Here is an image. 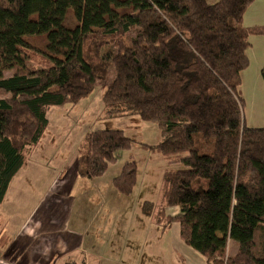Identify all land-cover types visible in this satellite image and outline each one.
Returning <instances> with one entry per match:
<instances>
[{
    "label": "trees",
    "instance_id": "obj_1",
    "mask_svg": "<svg viewBox=\"0 0 264 264\" xmlns=\"http://www.w3.org/2000/svg\"><path fill=\"white\" fill-rule=\"evenodd\" d=\"M253 2L0 0V206L49 109L87 99L113 67L103 118L155 125L160 143L140 148L182 166L163 173L159 206L144 202L142 214L161 234L177 224L205 264H264V128L245 126L240 97L249 38L264 37V27L243 26ZM114 44L104 61L102 49ZM133 146L122 131L88 132L77 176H104ZM136 181L130 160L112 184L129 196ZM229 242L238 245L234 257Z\"/></svg>",
    "mask_w": 264,
    "mask_h": 264
},
{
    "label": "rangeland",
    "instance_id": "obj_2",
    "mask_svg": "<svg viewBox=\"0 0 264 264\" xmlns=\"http://www.w3.org/2000/svg\"><path fill=\"white\" fill-rule=\"evenodd\" d=\"M134 33L135 31H132L122 41L129 45ZM251 42L253 53L258 54L259 45H256V41ZM116 51L117 44L106 46L101 51V58L110 61ZM249 58L248 68L241 73L243 120L248 128H264V84L261 69L254 56ZM10 75L7 73L5 76ZM114 75V69L111 67L107 78L99 82L92 94L77 105L49 110V126L39 146H36L32 157L25 162L22 171L11 182L4 203L0 206V251L4 250V256L13 259V254L18 251L19 239L16 242L12 240L17 236L20 226L38 223L50 231L65 227L64 231L61 230L62 238H69L73 231L84 234L85 237L97 231L108 240L109 248L104 254L107 253L108 257L115 256L119 250H114V244L120 245L123 259L129 264H180L176 252L180 255L183 253L173 245L167 246L163 243L160 227L142 214L144 202L153 203L154 211L160 204L161 177L165 162L161 156L143 150L139 145L159 142V130L155 125L145 123L138 117H96L103 110L102 98L113 82ZM93 113L96 116L92 115ZM107 130L125 132L134 142L129 152H121V161L117 166L119 167L122 161L131 159L136 163L137 183L133 193L130 196H122L107 183L106 192L109 186L115 193L114 197L106 194L105 188L97 182L83 179L80 184H71L65 188L70 191L63 193L62 197L67 202H62L57 194H53L54 189L51 190L57 176L51 169L64 172L63 177L69 175L71 172L70 166L69 170L66 169L67 160L76 152L82 133ZM61 146L64 147L63 150L59 149ZM48 164H51L50 167ZM173 167L170 170L182 168L179 165ZM108 175L110 178L114 173L109 172ZM99 190L104 198L99 195ZM74 220L78 225L74 226ZM91 247L95 248L93 243L88 248ZM237 250V243L230 242L229 256L234 257ZM3 254L1 252L2 256Z\"/></svg>",
    "mask_w": 264,
    "mask_h": 264
},
{
    "label": "crops",
    "instance_id": "obj_3",
    "mask_svg": "<svg viewBox=\"0 0 264 264\" xmlns=\"http://www.w3.org/2000/svg\"><path fill=\"white\" fill-rule=\"evenodd\" d=\"M205 1L209 4H215L219 2L220 0H205ZM243 26L245 28L264 27V0H254V2L249 6V8L246 10L243 16ZM252 40L256 41V45H259L258 54L253 53L254 47L251 42ZM249 43H250V48L246 53L248 60H250L249 56L250 57L254 56L256 63L260 65V69L262 70L264 68V37L262 36L250 37ZM92 115H95V114L93 113ZM101 115L103 116V110L101 111V114L99 116H96V115L95 116L97 118H100ZM126 118H129V117H126ZM47 120H48V117H47ZM48 126H49V120H48ZM87 133L88 131H85L82 133V137L78 141V144H77L78 146L76 147V152L73 154L70 160L69 159L67 160L68 164H67L66 169L68 168L69 170V166H70L69 172L71 173L69 175L66 174L67 176L65 175V177H63L64 172L62 173L61 171H58V169H54V168L51 169L55 173V175H57L54 178V182L51 185V190L54 189L52 190L53 194H57L59 196L58 199H60L64 203H66L67 200L64 201L62 195L63 193L70 191V190H65V188L71 184H73V186H76L77 184H80V182L83 180L77 176L76 166H77V159H78V149H79L80 143L82 142L84 136ZM123 133L125 134V132ZM42 137L40 138V140L42 139ZM160 141H161V137H160L159 142L154 143V144H145V145L154 146L160 143ZM39 142L31 149L25 162H27V160L32 157L36 149V146L37 145L39 146ZM59 149L63 150L64 147L61 146ZM119 156H122L121 153H118L116 155V162L108 168L104 176L93 180L105 188L106 194L114 196V197L115 195L113 194L115 193L113 190L115 189L113 187L112 181L114 178H116L120 174L123 164L125 162L130 161V160L122 161L120 166L117 167L118 163L121 161L119 160ZM59 162L61 163L63 161H59ZM164 162H165V166L163 169V173L166 170H169L171 168L165 160ZM50 165L51 164H48L47 166L50 167ZM57 166L58 164L55 167ZM23 167L21 168L19 172L22 171ZM109 172L114 173V176H111L109 178L108 177ZM107 183H110L112 185L113 190L108 186V191L106 192ZM98 193L99 195H101L102 198H104V195L102 196V193L100 192V190ZM167 214L170 216H176L179 214V209L178 208L168 209ZM73 224L74 226L78 225L75 222V220L73 221ZM56 229L57 231H50L47 228H42V226H40V224L38 223H34L32 225L24 224L23 226H20L18 228L17 236L13 238L12 240L16 242L19 239L18 251L13 254L14 255L13 259L8 258V256H4L3 254L4 250L0 251V264H129L128 262H125L123 259L124 257L123 251L120 250V245L117 246L114 244V250L115 251L117 249L119 250V253L118 254L115 253L116 254L115 256L108 257L107 253L106 255L104 254V252H107L109 248L108 240L106 239L104 235H101L97 231L91 235L89 234L90 235V236L88 235L89 237H85L84 234L73 231L71 234H69V238H62L61 230L64 231L65 227H63L62 229L60 227H57ZM161 235H162L161 240L163 241V243H166L167 246L173 245V247H176L183 253L182 255H180L178 252H176L179 255L180 264H205V259L201 255L193 251L190 247L186 246L180 240L179 226L177 224H174L169 230V232H167L166 234H161ZM87 243H88V246L86 247ZM92 243L94 244L95 248L94 247L88 248L91 246ZM187 247L189 249H187ZM90 250H93L94 252L91 253ZM1 252L3 256L1 255ZM227 255L229 256L228 249H227Z\"/></svg>",
    "mask_w": 264,
    "mask_h": 264
}]
</instances>
